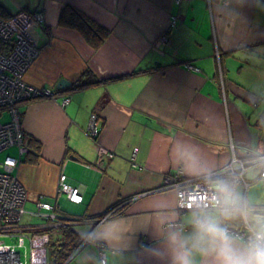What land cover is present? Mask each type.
I'll list each match as a JSON object with an SVG mask.
<instances>
[{
	"label": "crops",
	"instance_id": "1",
	"mask_svg": "<svg viewBox=\"0 0 264 264\" xmlns=\"http://www.w3.org/2000/svg\"><path fill=\"white\" fill-rule=\"evenodd\" d=\"M0 6L5 17L24 10L45 17L34 29L39 56L26 80L55 96L19 105L25 134L42 149L14 173L28 191L26 208L42 196L56 214L80 219L55 223L36 215L37 208L32 215L39 220L25 225L49 237L74 229L85 243L67 264H103L102 252L106 264H177L185 250L192 264H218L205 251L209 245L196 240V221L210 217L243 229L264 218V199L249 202L248 194L257 183L264 187L260 165L252 175L253 168L246 170V189L220 178L234 197L227 213L223 206L179 210L174 184L211 176L234 157L264 154L254 112H261L264 95V0H0ZM66 7L106 28L105 41L94 47L77 28L60 25ZM87 70L101 83L77 86ZM62 79L71 85L58 88ZM95 115L100 130L92 136ZM62 174L80 189L81 203L59 193ZM229 236L237 252L247 249Z\"/></svg>",
	"mask_w": 264,
	"mask_h": 264
},
{
	"label": "built area",
	"instance_id": "2",
	"mask_svg": "<svg viewBox=\"0 0 264 264\" xmlns=\"http://www.w3.org/2000/svg\"><path fill=\"white\" fill-rule=\"evenodd\" d=\"M175 1L181 3L184 0ZM44 21L42 12L31 13L25 10L10 18L0 17V153L10 147H17L20 156L27 152L19 105L34 97H50L54 94L51 89L36 87L26 80L28 70L39 56V44L35 38L34 29ZM6 110L9 112L10 119L4 121L3 116ZM99 130L97 116H92L89 134L96 136ZM249 156L240 159L241 166L245 168V171L257 165L262 166L260 178L264 180V154ZM237 160V157H234L233 162ZM19 164L20 160L10 155L0 161V264H49V235L31 234L28 231L30 227L21 223L22 217L27 213L28 191L14 173ZM234 170L231 167V171ZM238 177L243 178H235L238 183L243 186L249 185L245 173ZM174 183H176L178 206L181 211H209L217 208L216 197L220 196V193L217 192L215 182L175 180ZM59 193L67 195L72 202L83 201L80 189L67 184L65 174L60 176ZM36 204L38 208L36 215L51 220L57 218L54 212L55 206L46 202L42 196L37 198ZM42 210L49 213H42ZM248 225L249 228H256L255 223H247V230ZM226 230L229 234L247 241V244L253 234L249 232L251 235L247 238L246 232L241 234L228 226ZM6 238H13L18 242V247L26 248L28 258L26 262L22 260L21 250H17L18 247L7 242ZM83 243L85 240H81L78 249ZM101 257L102 263L106 264L104 252L101 253Z\"/></svg>",
	"mask_w": 264,
	"mask_h": 264
},
{
	"label": "trees",
	"instance_id": "3",
	"mask_svg": "<svg viewBox=\"0 0 264 264\" xmlns=\"http://www.w3.org/2000/svg\"><path fill=\"white\" fill-rule=\"evenodd\" d=\"M2 15H5V12L2 10V7L0 6V17L3 18L11 17V16L5 17L6 15L5 16ZM60 25L77 28L83 33V35L87 38L89 42H91V44L94 47L100 46L109 35V31L106 28H104L103 26L92 20L86 14L75 9L74 7L73 8L66 7V9L63 11L60 17ZM98 83H101V80L96 78L91 71L87 70L84 73L83 77L80 78V81L77 84V86L87 87ZM103 103L104 101L102 100L97 104L95 109L96 112L99 113L101 111L103 107ZM21 121H22V114H21ZM24 140H25V146L27 148V152L23 156L17 158L20 160V162L21 161L36 162L41 156V149H42L41 144L36 140H34L33 137L27 134H25ZM222 177L225 179L229 178L232 181L235 180V177H233L232 175H222ZM117 207L118 206H115V208L111 209V211H109L108 213L114 211ZM73 220H80V219H76L71 215L67 216L66 214L65 215L57 214V218L54 221L55 223L61 222L62 224H64L66 221L69 222ZM58 231H59L58 234L56 233V235L52 234V236H50V241L48 243L49 264H67L73 252L76 251L75 249L79 246L82 240L81 236L78 233H76V231L71 227L68 226L61 227L60 229H58Z\"/></svg>",
	"mask_w": 264,
	"mask_h": 264
},
{
	"label": "clouds",
	"instance_id": "4",
	"mask_svg": "<svg viewBox=\"0 0 264 264\" xmlns=\"http://www.w3.org/2000/svg\"><path fill=\"white\" fill-rule=\"evenodd\" d=\"M220 196L216 203L223 205L225 213L228 206L234 202L233 193L226 184L217 186ZM195 238L200 243L209 245L205 251L215 253L218 264H264V218H258L248 247L242 252H237L231 244L230 236L225 228L213 218L206 217L196 221ZM173 243H176L175 239ZM183 243L180 247L183 248ZM190 252L181 251L176 256L177 264H192Z\"/></svg>",
	"mask_w": 264,
	"mask_h": 264
},
{
	"label": "rangeland",
	"instance_id": "5",
	"mask_svg": "<svg viewBox=\"0 0 264 264\" xmlns=\"http://www.w3.org/2000/svg\"><path fill=\"white\" fill-rule=\"evenodd\" d=\"M44 88V87H42ZM55 94H53L52 96L50 97H54ZM47 97V96H46ZM45 97V98H46ZM41 98H44V97H34V98H31L30 100H27V101H24V102H28V101H33V100H36V99H41ZM23 103V102H22ZM21 104V103H20ZM256 108V107H254ZM259 108H260V111H257V110H254V112L256 113V118L257 120H259L261 124L258 125L257 129H258V135H259V142L261 141V144L264 142L263 140V137H264V95H263V100L261 101V103L259 104ZM262 113V117L259 118V115ZM10 119V115H9V112L6 110L5 111V114L3 116V120L6 121V120H9ZM257 141H258V136H257ZM264 147V145H263ZM17 156L18 155V150L16 148H10V149H7L3 152L0 153V161L4 160L6 158V156ZM233 159L231 160V162L225 166L224 168L220 169L219 171L215 172L214 174H212L211 176H206L204 178H201V181H213L215 182V185H220L221 184V181H220V178H223L222 175H226L227 173H230L233 175V177L235 178H238V179H243L242 177H238V176H243L244 173L246 172L245 171V168H243L241 166V163L239 162L240 159L242 158H238L237 157V162H233ZM247 163V161H246ZM230 165H232L231 167H233L235 170L234 171H231V167ZM238 170V171H236ZM253 170V171H252ZM250 170V172H248V175H252V173H254V168ZM237 173H238V176H237ZM194 181H198V180H194ZM247 181V180H246ZM192 182V181H191ZM237 180L235 179L234 180V183H236ZM176 184V183H174ZM174 184H172V186L174 187ZM248 186L244 185V188L246 189ZM254 188L248 192L249 194V202H252V201H257L258 199H264V187H262V185H260V183H257L253 186ZM176 185H175V190H176ZM254 189H256V193L254 194ZM246 191V190H245ZM176 194H177V191H176ZM64 198L67 197V195L63 196ZM68 198V197H67ZM64 202V201H63ZM177 204H178V200H177ZM223 205H218L217 208H221ZM179 208V206H178ZM216 208V209H217ZM27 213L24 214V216L22 217V220H21V223L24 224V225H28V224H32L36 221L39 220V217L37 216H34L32 215V213H34V211L37 210V204H31V203H28L27 205ZM180 210V209H179ZM196 211H201V210H196ZM107 216V215H106ZM251 224V223H249ZM247 226V225H246ZM246 226L245 228L239 230V229H235L236 231L240 232L241 234H244L243 232H246L247 233V238L250 237V233L249 232H253L255 230V228H249V225L247 228H249L248 230L246 229ZM225 229L227 228V226L224 227ZM230 228V227H228ZM56 235V234H55ZM236 237V236H235ZM3 238H1L2 240ZM6 241L13 244V245H16L18 247V242L16 240H14L13 238H6ZM243 242H247V241H243ZM17 250H21V254H22V260L24 262H26L28 260L27 258V254H26V248L25 247H18Z\"/></svg>",
	"mask_w": 264,
	"mask_h": 264
},
{
	"label": "water",
	"instance_id": "6",
	"mask_svg": "<svg viewBox=\"0 0 264 264\" xmlns=\"http://www.w3.org/2000/svg\"><path fill=\"white\" fill-rule=\"evenodd\" d=\"M69 85H71V82H67L66 79H62V80H60V82L58 84V88L66 87Z\"/></svg>",
	"mask_w": 264,
	"mask_h": 264
},
{
	"label": "flooded vegetation",
	"instance_id": "7",
	"mask_svg": "<svg viewBox=\"0 0 264 264\" xmlns=\"http://www.w3.org/2000/svg\"><path fill=\"white\" fill-rule=\"evenodd\" d=\"M54 94H55V92H54ZM21 113V112H20Z\"/></svg>",
	"mask_w": 264,
	"mask_h": 264
}]
</instances>
